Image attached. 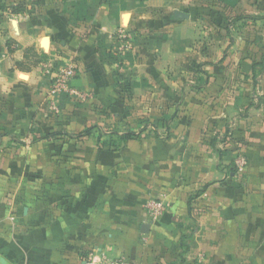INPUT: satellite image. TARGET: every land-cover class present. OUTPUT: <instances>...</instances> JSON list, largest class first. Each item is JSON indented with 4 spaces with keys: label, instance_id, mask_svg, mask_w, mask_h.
Here are the masks:
<instances>
[{
    "label": "crops",
    "instance_id": "0c3cea01",
    "mask_svg": "<svg viewBox=\"0 0 264 264\" xmlns=\"http://www.w3.org/2000/svg\"><path fill=\"white\" fill-rule=\"evenodd\" d=\"M5 3L23 11H0V264H264V0ZM214 9L240 10L239 22L258 23V36L244 38L243 24L237 39L226 28L210 35L203 49L194 46L205 34L200 22L229 21L222 11L210 16ZM176 11L189 19H176ZM127 15L134 39L124 70L132 72V89L147 95L151 118L177 112L182 123L173 122L167 136L161 126V137L130 143L123 152L84 153V217L57 221L64 195L14 193L3 157L7 128L43 116L38 109L56 73L44 70L53 59L32 63L28 49L75 62L74 91L92 97L90 104H107L117 80L105 55L120 48L115 33ZM190 55L196 61L187 62ZM58 101L70 111L82 99ZM27 129L23 124L15 133ZM240 158L248 161L241 175L232 171ZM206 185L190 215L189 199ZM157 198L167 212L153 222L145 202Z\"/></svg>",
    "mask_w": 264,
    "mask_h": 264
},
{
    "label": "rangeland",
    "instance_id": "374dc122",
    "mask_svg": "<svg viewBox=\"0 0 264 264\" xmlns=\"http://www.w3.org/2000/svg\"><path fill=\"white\" fill-rule=\"evenodd\" d=\"M20 7L22 8L21 5H9L7 11L13 12ZM72 8L73 5H68L67 9L71 11ZM217 11L219 14L211 12L209 13L210 16L215 18L222 11L227 14V17L229 16V21L222 22L221 18L217 17L216 20L206 19L200 22V28L205 34L194 40V46L199 44L200 48L203 49L207 39L212 40L209 37L210 35L226 28H232L230 33L237 39L240 37L241 28L245 29V26L242 27L243 24L248 26L246 31H249H244V38L254 39L258 36L256 28L258 23L250 21L251 19H249L250 22L247 20L244 22L236 21V18L242 16L238 14L241 13L240 10L232 13L228 9ZM127 25L125 23L123 27L126 28ZM126 50H128V47ZM45 52L47 53H38L34 48L28 49L30 61L32 63L39 61L50 63L49 60L53 59L52 64L55 71L66 65L61 60H55L53 58L54 54H49L50 51L46 50ZM116 52L119 53V51ZM186 61L191 63L196 60L190 55ZM124 68L125 65L120 67L118 63L113 64L111 73L114 80H117V84L111 87V89H114L115 96L111 97L107 104H90L93 98L88 97L85 101L82 99L73 106H69L71 110L66 111L58 105L59 98L51 99L49 92L46 105L44 104L38 109L43 111L42 117L37 118L36 113L34 117H29L25 122L22 121L23 123L21 121L14 123L15 120H13L10 124L14 123V125L7 128L9 133L2 134V137L6 138L7 141L8 151L4 152L3 157L7 154L9 158L10 189L14 190V193L25 196L33 193L34 197H40L50 190H55L60 195H64L63 200L57 207L59 212L56 214L55 220L57 221H65L66 218L75 216L74 221L78 223L81 221V217H84V153L92 148L100 152H123L127 150L130 143L140 142L154 136L161 137L158 134L161 126H163V129H161L164 130L163 136H167L169 131H172L171 127L175 126L173 122L181 118L178 117L177 112L169 115L168 118H151L149 116L150 102L147 100V95L144 91H134L132 89V83L129 82L132 78L130 77L132 72L126 71ZM44 70L45 73L49 74L46 67ZM116 73L124 76L119 78ZM188 76L192 78L195 74L189 71ZM189 90H192V87L186 89L185 93L187 94ZM56 101H58L57 109H53L51 105L52 103L56 105ZM180 122L182 123L181 119ZM23 124L28 129L24 132L15 133L16 128ZM166 126L169 129L164 128ZM66 128L68 131L65 130ZM89 129L91 132L87 134ZM54 133H59V135L52 136ZM131 136V139L127 138L125 140L126 137ZM2 141L4 140L2 139ZM92 145L94 147H90ZM237 162L238 160L234 163V170L232 171L241 175L244 170L238 166ZM197 193L198 191L194 192L191 197H195ZM152 200L157 203L164 202L167 206L162 198L148 199L145 202L146 212L148 202ZM2 222L0 221V227ZM181 248L185 253V246Z\"/></svg>",
    "mask_w": 264,
    "mask_h": 264
},
{
    "label": "built area",
    "instance_id": "2783aa9c",
    "mask_svg": "<svg viewBox=\"0 0 264 264\" xmlns=\"http://www.w3.org/2000/svg\"><path fill=\"white\" fill-rule=\"evenodd\" d=\"M116 38L121 44L120 48L117 51H119L120 56L124 58L127 47L129 49L132 45L133 37L126 31V28L122 27L117 30ZM53 69L54 65L52 63L47 66L48 73H51ZM77 76L78 67L76 66L75 62L67 63L63 68L58 69L52 79L50 98L58 99L63 95H75L78 96L79 99L85 100L88 96L87 94L80 95V93L74 91L73 89L72 83ZM56 106L57 101L56 105L55 103H52L51 105L53 109H57ZM237 163L242 170L247 166V160L245 158H240ZM147 206V214L153 222L161 219V217L167 210V206H165L164 202L157 203L156 201L152 200L148 202Z\"/></svg>",
    "mask_w": 264,
    "mask_h": 264
},
{
    "label": "trees",
    "instance_id": "16d2710c",
    "mask_svg": "<svg viewBox=\"0 0 264 264\" xmlns=\"http://www.w3.org/2000/svg\"><path fill=\"white\" fill-rule=\"evenodd\" d=\"M7 8H8V6L6 5L5 0H0V10L1 11H7ZM22 11H23V8L20 7L18 9L14 10L13 12L14 13H19V12H22ZM241 19H243V18L238 17V18H236V21L239 22ZM105 57H106V60H108L112 64L118 63L120 67L121 66H124L125 58L121 57L120 54L117 53V52L110 51L109 53H107V55H105ZM116 74H117V77H119V78H121L122 76H124V75H121L119 73H116ZM254 74H255V69H254ZM90 132H91V130L89 129L87 131V134H89ZM58 135H59V133H54L52 136H58ZM127 138H130L131 139L132 136L131 137H126L125 140H127ZM247 164H248V161H247ZM208 188H209V185H206L201 191H199L196 194L195 197H192V198L189 199L188 205H189L190 215H191L192 210H193V202H194V200L197 199V198H199V197H201L206 192V190Z\"/></svg>",
    "mask_w": 264,
    "mask_h": 264
},
{
    "label": "water",
    "instance_id": "95a60500",
    "mask_svg": "<svg viewBox=\"0 0 264 264\" xmlns=\"http://www.w3.org/2000/svg\"><path fill=\"white\" fill-rule=\"evenodd\" d=\"M175 17H176V19H189V15H187V14H185V13H182V12H180V11H176L175 12ZM128 21H129V16L127 15V17H126V23H128ZM46 40H49L50 41V39L49 38H45L44 40H43V42H42V44H43V47H44V43H45V41ZM49 49V48H48ZM143 228H144V232H148V228H149V225L148 224H144L143 225Z\"/></svg>",
    "mask_w": 264,
    "mask_h": 264
},
{
    "label": "bare ground",
    "instance_id": "6f19581e",
    "mask_svg": "<svg viewBox=\"0 0 264 264\" xmlns=\"http://www.w3.org/2000/svg\"><path fill=\"white\" fill-rule=\"evenodd\" d=\"M49 44H50V41L46 40L45 43H44V48L48 49L49 48Z\"/></svg>",
    "mask_w": 264,
    "mask_h": 264
}]
</instances>
